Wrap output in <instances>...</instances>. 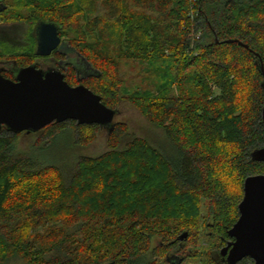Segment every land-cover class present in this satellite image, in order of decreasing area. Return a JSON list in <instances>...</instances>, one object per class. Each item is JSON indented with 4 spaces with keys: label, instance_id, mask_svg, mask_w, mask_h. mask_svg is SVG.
<instances>
[{
    "label": "trees",
    "instance_id": "1",
    "mask_svg": "<svg viewBox=\"0 0 264 264\" xmlns=\"http://www.w3.org/2000/svg\"><path fill=\"white\" fill-rule=\"evenodd\" d=\"M0 2V62L43 60L36 28L54 23L93 71L82 83L112 109L129 102L165 139L115 119L4 126L0 264H160L180 232L237 220L245 179L264 174L252 159L264 147V0ZM121 62L140 66L138 84H125ZM66 131L68 152L52 155ZM100 131L107 150L87 156Z\"/></svg>",
    "mask_w": 264,
    "mask_h": 264
},
{
    "label": "water",
    "instance_id": "2",
    "mask_svg": "<svg viewBox=\"0 0 264 264\" xmlns=\"http://www.w3.org/2000/svg\"><path fill=\"white\" fill-rule=\"evenodd\" d=\"M36 35L37 54L41 57L65 48L59 27L54 23L42 22L36 28ZM256 57L263 76L264 96V62L260 55ZM117 114L118 111L108 107L100 95L84 84L70 85L61 72H44L30 65L20 68L14 80L0 72V133L4 126L19 133L40 131L50 124L67 121L109 128ZM262 117L264 120V106ZM252 159L264 163V147L255 150ZM238 210L239 219L229 232L237 239L230 253V263L251 256L254 264H264V174L245 179L244 196Z\"/></svg>",
    "mask_w": 264,
    "mask_h": 264
},
{
    "label": "flooded vegetation",
    "instance_id": "3",
    "mask_svg": "<svg viewBox=\"0 0 264 264\" xmlns=\"http://www.w3.org/2000/svg\"><path fill=\"white\" fill-rule=\"evenodd\" d=\"M61 42L65 44V48L62 49L61 52H59L58 49L54 50L51 55L42 57L43 60L38 61L36 63V66L39 69H42L44 72L56 71L61 72L62 74H64V76L68 74L71 68H73L76 71V76L78 77L77 79L80 81L77 85L83 84L82 81L93 74L92 69L84 62L83 58L76 53L73 47L62 37ZM56 53H58L60 56L57 57ZM75 63L77 64V67L74 66ZM19 69L20 68H18L16 63H14L13 61H9L8 65L4 69H1L0 72L4 77L14 80ZM239 216L231 226H221L213 223L212 226H209V230L204 229V226L200 225L199 227H196L191 231L180 232L177 236V239L179 240L178 248L168 250L166 256L168 264H184L188 258L186 256L179 255L178 252L183 250L184 248L189 249V247L187 246L189 243H191L193 240H200L201 238L207 240V247H203L201 251L197 250L196 252H193L192 255L204 256L207 259V264H231L229 257L232 249L234 248V243L237 239L236 237L231 236L229 232L238 221ZM222 229L225 230L224 233L221 231ZM183 234H186L187 236L182 238ZM189 255H191V251ZM254 263L255 261L251 256H246L234 264Z\"/></svg>",
    "mask_w": 264,
    "mask_h": 264
},
{
    "label": "rangeland",
    "instance_id": "4",
    "mask_svg": "<svg viewBox=\"0 0 264 264\" xmlns=\"http://www.w3.org/2000/svg\"><path fill=\"white\" fill-rule=\"evenodd\" d=\"M2 29L0 28V32ZM9 61L0 62V70L4 69L8 65ZM124 62L120 63L121 66V76L122 79L125 81L126 85L135 86L139 83L141 77L140 75V66H131V65H124ZM44 66V65H43ZM77 67V64H74ZM118 114L115 118L116 122H125L129 126L130 130L135 133L137 136L145 137L149 139L152 143L156 145H160L161 147H165L164 142L165 139L159 131H157L151 124L144 118L142 115L127 101H122L117 107ZM71 131L62 132L60 135L57 136L56 140L54 141V146L51 147V154L60 156L61 154H66L69 150V139L71 135ZM24 143H28L29 139L23 138ZM107 137L106 132L100 131L98 132L96 139L94 142L88 146H85V154L87 156H96L99 155L107 150ZM60 154V155H59ZM203 208H202V216H206L207 211V202L203 201ZM184 235V234H183ZM182 235V236H183ZM192 241V240H191ZM190 241V242H191ZM153 245H156V241L152 242ZM189 249H183L178 252L181 256H186L188 259L184 264H207V259L201 255H192L193 252L197 250L203 249V247H207V240L201 238L200 240L197 239L196 241L193 240L191 243L187 245ZM191 251V255L190 251ZM167 256V254H166ZM165 256V257H166ZM160 264H168L166 258L161 259Z\"/></svg>",
    "mask_w": 264,
    "mask_h": 264
}]
</instances>
